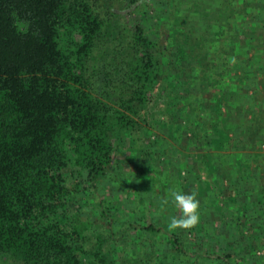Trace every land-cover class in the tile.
<instances>
[{
	"label": "trees",
	"instance_id": "obj_1",
	"mask_svg": "<svg viewBox=\"0 0 264 264\" xmlns=\"http://www.w3.org/2000/svg\"><path fill=\"white\" fill-rule=\"evenodd\" d=\"M241 1L0 0V264L242 263L224 248L264 234V197L242 196L264 143V3ZM219 43L224 89L194 97ZM161 165L197 193L196 227L168 230Z\"/></svg>",
	"mask_w": 264,
	"mask_h": 264
},
{
	"label": "rangeland",
	"instance_id": "obj_2",
	"mask_svg": "<svg viewBox=\"0 0 264 264\" xmlns=\"http://www.w3.org/2000/svg\"><path fill=\"white\" fill-rule=\"evenodd\" d=\"M249 1H252V0H249ZM261 1H263V2H261ZM261 1H259V3L260 2L264 3V0H261ZM239 3H242V1L239 0ZM150 15H152V14L150 13ZM196 18H199V17H196ZM226 39H227V36L225 37V40ZM217 47L219 49L218 58L216 60L217 62L212 63L211 58L209 57V59H208V62L211 64H216V67H213L212 72L208 71L206 73V75H201V77L205 76L203 78V80L206 79L207 81H200L202 79L199 78L200 79L199 82L197 84L192 85V88L193 87L195 88L193 90V96L195 95L194 97H198V98L201 97L202 100H209L211 98L213 99V93L223 91L224 84L227 81V80H225L226 71H227V66H226L227 61L225 60L226 56L221 51L222 48L227 47V43L225 45L222 44V46L219 43V45ZM224 61H225V63H224ZM196 68L197 67H194L193 71H196ZM215 70H217L218 72H215ZM221 71H222V74H221ZM179 81H180V79H179ZM260 84H262V81L260 82ZM259 94H260V96H259L260 100L256 101L255 104L259 109H264V87L260 88L258 95ZM221 110L224 113V118H227L228 112H227L226 108H224L222 106ZM261 147H262L261 151H257V152H256V150L253 151L255 154L262 155L260 160L256 162V163L260 164V167L252 166V169L255 170V172L253 174L254 177H253V175L248 177L247 182L243 183V187L241 186L245 190V194L243 193L244 195H242L243 197H245L244 201H247L248 198L250 201H252L253 200L252 197H256V195H254L253 192H256V191H257L256 193L258 194L257 197H260V196L264 197V143L262 144ZM126 148L128 149V146L123 143V147L119 150V154H118L119 159H125V153L127 152ZM229 153H231V152H229ZM250 153H251L250 151L246 150L245 156L246 157L249 156ZM179 154H181V150H179L178 154L177 153L175 154V157H176V155L178 156ZM187 155L188 154L186 153L184 156H187ZM178 159H181V157H179ZM174 161H178V160L175 158ZM191 161H192V159L191 160L187 159L188 164L191 163ZM125 165H126L125 170L127 169V171H128L127 173L131 175L129 180H128L129 182H127V183L135 184L134 190L141 192L142 187L139 185V180L142 179L141 176H143L145 173H143L142 170H137V169H139L138 167H136V168L133 167V162H131V163L127 162V164H125ZM134 168H135V170H134ZM161 168H162L161 169L162 174L158 175V178H159L158 181L156 179L157 178L156 176L153 177L152 180H154V183H155L153 185H156L158 191H160V189L163 190V192H161L160 195L165 194V193L167 195L169 193V191L171 190V188L175 189L174 187H176V188L178 187V182H180V180L179 181L173 180L171 177V172H169L168 170H165V168L162 165H161ZM130 172H133V174ZM111 174H112V176L110 178L113 180L114 179V176H113L114 173L111 172ZM118 178H120V176H118ZM203 178H205V176H203ZM228 179H230V178H228ZM226 183L227 182L225 181L223 184L227 185ZM101 185H103L104 188L106 189L105 193H107V191L109 192V189L110 190L112 189V185L109 183V180L107 182L102 181ZM213 193H215V192H213ZM229 193H231V192L229 191ZM218 196L222 200L228 201V198L231 196V194H228V192H227L224 194H218L217 197ZM209 198H211V201L216 200L214 205H218L216 195L214 196V194L209 192ZM156 204H158L157 201L155 202V205ZM221 204H222V202L218 206H221ZM156 215H157V213H156ZM101 220L102 219L97 218L96 221H97L98 225L103 223V221H101ZM243 234H245L244 236H250L251 230L249 228H245L243 231ZM226 239L228 242H230V243L232 242L229 237H226ZM258 240H259V242L258 243L256 242L255 245H253V246H251L249 244V242L247 241L248 242V248L244 252H243V249H238V246H234L236 249L233 246H232V248H230V244H229L228 248H224V251L227 254L230 252H233V253L235 252V254L238 253L239 254L238 258H240L241 255H243L242 256V263L238 262V264H257V263L258 264H264V234H262ZM211 241H213V240H211ZM251 249H254L252 254L249 252ZM207 251H208L207 255L210 258L211 257L215 258L214 254H213L214 251L212 252L209 247L207 248ZM224 256H226V254H222V257H224ZM189 260L190 261L188 263L186 262L185 264H194V258L190 257Z\"/></svg>",
	"mask_w": 264,
	"mask_h": 264
},
{
	"label": "clouds",
	"instance_id": "obj_3",
	"mask_svg": "<svg viewBox=\"0 0 264 264\" xmlns=\"http://www.w3.org/2000/svg\"><path fill=\"white\" fill-rule=\"evenodd\" d=\"M229 63H237L236 57H230ZM169 199H171V202L179 211L178 216L170 219L168 223L169 231H175L177 229L190 230L200 223V201L195 191L188 194L179 189H172L169 191L167 198H162L161 206L168 205Z\"/></svg>",
	"mask_w": 264,
	"mask_h": 264
}]
</instances>
